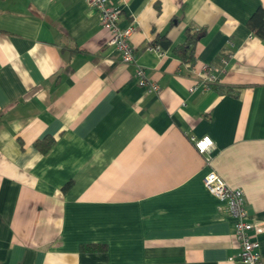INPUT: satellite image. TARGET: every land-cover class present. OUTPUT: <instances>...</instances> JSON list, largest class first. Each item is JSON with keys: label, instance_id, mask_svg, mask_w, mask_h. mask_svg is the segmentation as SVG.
Masks as SVG:
<instances>
[{"label": "crops", "instance_id": "0c3cea01", "mask_svg": "<svg viewBox=\"0 0 264 264\" xmlns=\"http://www.w3.org/2000/svg\"><path fill=\"white\" fill-rule=\"evenodd\" d=\"M109 4L135 27L129 65L85 0H0V264H242L212 171L243 192L264 262V37L247 27L264 0ZM187 29L193 69L173 54ZM207 66L219 89L191 92Z\"/></svg>", "mask_w": 264, "mask_h": 264}, {"label": "built area", "instance_id": "2783aa9c", "mask_svg": "<svg viewBox=\"0 0 264 264\" xmlns=\"http://www.w3.org/2000/svg\"><path fill=\"white\" fill-rule=\"evenodd\" d=\"M85 2L90 9L97 13L100 26L110 33L107 46L116 50L124 65L133 63L134 52L130 44V39L135 32L133 23L125 28H120L118 20L121 11L113 8L109 4V0H85ZM146 50L160 58L164 56L159 45H151ZM186 66L191 69L194 68L189 65ZM197 77L199 81L195 87L191 88V92H194L199 86L208 89L211 85L218 83L217 70L211 66L204 67L197 73ZM135 79L138 86L145 88L148 92L158 93L160 90L159 86L147 77L145 70L140 66L136 67ZM189 141L197 153L205 156L206 161H209L208 157L214 150L212 139L208 136L201 138L190 136ZM203 184L209 194L226 204L229 214L235 219L234 237L239 245V261L242 264H264L261 259L259 244L255 239L261 230L248 221L243 192L229 187L214 171L204 177Z\"/></svg>", "mask_w": 264, "mask_h": 264}, {"label": "trees", "instance_id": "16d2710c", "mask_svg": "<svg viewBox=\"0 0 264 264\" xmlns=\"http://www.w3.org/2000/svg\"><path fill=\"white\" fill-rule=\"evenodd\" d=\"M247 27L259 38L264 37V11L259 8L248 20ZM201 32L187 29L185 33V41L183 45L175 47L173 49V54L181 60L184 65H189L195 67L196 65V45L199 41V35ZM154 45V44H153ZM155 45H159L163 49H168L170 47L169 41L165 37H157L155 39ZM213 86V85H211ZM214 89H219V87L213 86ZM52 139H45L44 143L47 148L51 147L53 144ZM102 247L97 246H85V252H95Z\"/></svg>", "mask_w": 264, "mask_h": 264}]
</instances>
